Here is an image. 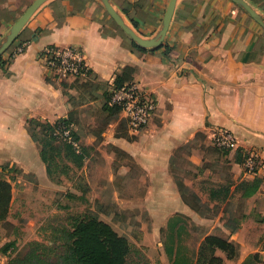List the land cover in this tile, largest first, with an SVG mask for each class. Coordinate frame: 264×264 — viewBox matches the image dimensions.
<instances>
[{"label": "crops", "instance_id": "crops-1", "mask_svg": "<svg viewBox=\"0 0 264 264\" xmlns=\"http://www.w3.org/2000/svg\"><path fill=\"white\" fill-rule=\"evenodd\" d=\"M34 1L0 0V42ZM244 1L264 21V0ZM108 2L138 36L158 39L169 0ZM134 44L100 0H47L1 56L0 178L11 185V202L0 222V264L25 256L39 221L54 211V198L60 191V184L47 174L28 122L67 120L72 112L67 104H84L87 85L104 100L114 78L125 69L132 70L128 79L155 102V110L148 125L134 134L121 113L107 111L103 105V128L88 124L82 131L74 121L73 131L80 136L77 139L85 154L81 172L89 189L95 191L87 170L99 174L100 180L106 176L96 156L106 146L129 157L139 170L138 178H131L146 184L140 206L149 215L150 228L160 231L162 239L172 219L191 220L208 230L195 251L205 237L216 236L234 247L231 258L215 252L222 264H264V30L230 0H176L163 43L148 49L136 44L142 50ZM18 46H24V51L13 56ZM70 46L83 54L88 69L85 79L54 78L39 59L45 47ZM219 128L234 135L237 147L218 159H208L205 153L216 149L211 139ZM183 147L187 165L196 172L180 179L187 193L181 192L172 172L173 156ZM237 150L259 152L262 167L255 175L244 173L242 164L235 162ZM12 167L21 176L13 177ZM221 169L226 174H220ZM131 170L120 166L117 174L104 178L117 183L129 178ZM71 193L81 194L72 182ZM240 198L243 212L237 217ZM228 204L227 213L224 206ZM206 206L211 214L221 208L217 216L200 217ZM18 209L20 219L26 220L22 225L12 218ZM9 225L17 234L21 232L19 238L5 230ZM187 235L180 244L185 258L194 264L196 257L186 252L192 248L186 243ZM163 241V256L171 264ZM11 243L13 247L3 252Z\"/></svg>", "mask_w": 264, "mask_h": 264}, {"label": "rangeland", "instance_id": "rangeland-1", "mask_svg": "<svg viewBox=\"0 0 264 264\" xmlns=\"http://www.w3.org/2000/svg\"><path fill=\"white\" fill-rule=\"evenodd\" d=\"M83 92L85 98L84 104H81L79 101L70 102L69 107L70 110L72 109L70 113L72 122L74 123L76 120L82 131L88 124L91 126L94 125L97 129L103 128L106 121V114L100 110V107L102 108V105H104L101 93L99 94L93 86L89 85L83 87ZM89 102H93V105H90ZM78 105H80V108H77ZM81 107L84 108L81 109ZM73 109H77V112L75 113ZM120 126L122 127L123 125L120 124ZM30 132L39 145V148L42 149L46 141L43 134L37 130L35 124L31 125ZM77 137L80 139L79 135ZM186 153L187 149L185 147L181 148L175 152L172 161V172L182 193H187V191L180 181L181 177L185 174L189 176L196 173L187 165L184 156ZM222 153L223 151L212 148L207 150L205 154L208 159H218L222 157ZM66 154L63 146H61V151L59 152L55 150L48 151L50 178L60 184V191L54 198V211L48 214V217L39 221L37 232L31 242L39 241L42 247L53 250L56 254H60V241L58 237L61 233L59 232L69 228L75 220L96 218L107 223L119 236L124 237L128 241L132 249L139 251V255L132 253L129 256L127 260L128 264H169L162 252L164 235L162 239L160 231H153L150 228L149 215L140 206L141 194L145 192L146 184L132 180V178H138L139 170L132 166L129 157L117 152L114 153L108 147L103 146L102 150L96 153V156L101 160L106 176L102 175L100 180L99 174H93L90 173V169L87 170L90 185L95 188V191L92 192V189H89L86 183L85 175L81 172L82 167H73L70 160L66 157ZM120 166H128L132 169L129 173L130 177L117 183L107 181L105 178L111 174H117ZM10 171L13 177L17 178L21 176V172L13 167ZM219 173L224 175L226 171L225 169H221ZM131 176L133 177L131 178ZM23 178L26 181H30L28 177L24 176ZM71 182L75 184L76 190L81 194L71 193ZM191 200L193 203H196L195 199ZM221 206L214 209L215 212L213 214L215 216H217V212ZM230 208L228 204L224 206V211L228 213ZM202 210H205V212H201L199 214L200 217L214 216L211 214L208 206ZM19 211V209L15 211L12 214V218L16 220V223H21L22 225L26 220L24 218L20 219ZM242 212V198H240L237 204V217ZM232 224L233 222H230V225ZM184 228L187 229L188 234L186 243L194 249L197 247L203 235L208 232V230L196 227L191 220L186 221ZM15 229L9 225L6 226L5 230L7 232L12 231L16 235V238H19L21 232L18 230L19 234H17ZM27 248H29V244H27Z\"/></svg>", "mask_w": 264, "mask_h": 264}, {"label": "trees", "instance_id": "trees-1", "mask_svg": "<svg viewBox=\"0 0 264 264\" xmlns=\"http://www.w3.org/2000/svg\"><path fill=\"white\" fill-rule=\"evenodd\" d=\"M134 46L139 48L136 44ZM0 64H2L1 57ZM131 73V69H125L122 75L114 78L113 86L120 88L125 84L132 83L128 79V75ZM67 96L69 102L70 100L72 101V97L70 95ZM108 101L109 93H105L103 108L119 114L120 109L115 106H109ZM67 107H69V104H67ZM32 124H35L37 130L43 134L46 140L40 151V156L49 177L50 159L48 151L55 150L59 152L61 151V146L65 149L67 153L66 157L70 160L73 167L80 168L82 166L85 158L84 149L81 147L75 132L72 131L71 136L79 144V153H76L71 145L52 136L54 130L60 126H73L70 115L67 120H59L53 124L39 123L31 120L28 122L29 131H31ZM31 137L33 141H36L32 134ZM244 159L245 151L237 150L235 162L243 164ZM192 199H195L197 203L198 200L196 198ZM182 200L186 202L184 197H182ZM10 202L11 185L5 179L0 178V222L7 216ZM184 226V222L172 219L169 228L164 233L163 249L171 264H191V261L187 260L183 255L184 247L180 244L181 237L187 233ZM59 233H61L58 237L60 241V254L42 247L39 241H33L29 243V248L22 259H12L8 264H128L127 260L132 253L140 254L139 251L132 249L128 241L124 237L119 236L107 223L96 218L75 220L69 228L63 229ZM10 247H13L12 243L4 246L2 251L5 252ZM216 251H221L227 258H231L234 255V247L226 239L216 236L205 237L196 251L190 247L186 249V252L192 258L196 257L194 264H222V259L215 256Z\"/></svg>", "mask_w": 264, "mask_h": 264}, {"label": "built area", "instance_id": "built-area-1", "mask_svg": "<svg viewBox=\"0 0 264 264\" xmlns=\"http://www.w3.org/2000/svg\"><path fill=\"white\" fill-rule=\"evenodd\" d=\"M24 48V46L16 47L12 53L13 56L22 54ZM39 59L54 78L85 79L87 77L88 69L84 57L77 47H45L39 53ZM108 93V105L120 109L129 132L137 133L148 125L155 110V102L147 97L136 84L129 83L115 88L112 83ZM72 131L73 126H60L54 130L52 136L71 145L75 152L79 153L80 147L71 136ZM211 146L220 151L229 152L235 150L237 142L230 131L219 128L212 135ZM242 167L244 173L255 175L262 167L259 152L257 150L246 151Z\"/></svg>", "mask_w": 264, "mask_h": 264}, {"label": "water", "instance_id": "water-1", "mask_svg": "<svg viewBox=\"0 0 264 264\" xmlns=\"http://www.w3.org/2000/svg\"><path fill=\"white\" fill-rule=\"evenodd\" d=\"M47 0H35L21 15V17L15 22V24L9 30V33L6 37L0 42V57L11 47V45L17 39L21 29L27 23L32 14ZM103 4L106 12L110 15L113 21L119 26L124 33L129 36L139 47L148 49V48H157L159 47L166 36L169 23L173 14L174 6L176 0H169L167 8L162 20L161 32L157 40L150 41L141 38L138 36L131 28H129L117 15L114 9L109 4L108 0H100ZM231 2L239 5L263 30H264V21L261 17L253 10V8L246 3L244 0H230Z\"/></svg>", "mask_w": 264, "mask_h": 264}]
</instances>
